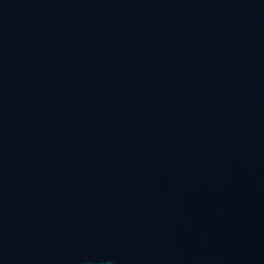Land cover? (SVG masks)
<instances>
[{
	"label": "water",
	"instance_id": "water-1",
	"mask_svg": "<svg viewBox=\"0 0 264 264\" xmlns=\"http://www.w3.org/2000/svg\"><path fill=\"white\" fill-rule=\"evenodd\" d=\"M0 264H264V0H0Z\"/></svg>",
	"mask_w": 264,
	"mask_h": 264
}]
</instances>
